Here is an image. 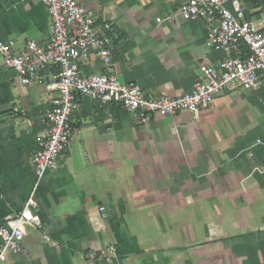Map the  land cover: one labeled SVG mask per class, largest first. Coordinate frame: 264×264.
<instances>
[{"label": "crops", "instance_id": "obj_1", "mask_svg": "<svg viewBox=\"0 0 264 264\" xmlns=\"http://www.w3.org/2000/svg\"><path fill=\"white\" fill-rule=\"evenodd\" d=\"M80 1L98 13V28L111 21L118 30L108 71L148 94L183 93L201 64L227 55L208 45L206 19L169 16L187 0ZM241 2L264 31V0ZM51 25L44 0H0V40L13 38L18 48L29 38L45 43ZM247 51L241 44L236 52ZM79 61L85 72L107 71L94 45ZM55 70L24 84L0 64V222L22 209L37 181L33 156ZM73 128L59 167L35 190L43 225L29 226L25 249L8 250L0 264L261 263L264 87H227L206 108L146 122L121 102L81 97ZM110 244L116 256L98 257Z\"/></svg>", "mask_w": 264, "mask_h": 264}, {"label": "built area", "instance_id": "obj_2", "mask_svg": "<svg viewBox=\"0 0 264 264\" xmlns=\"http://www.w3.org/2000/svg\"><path fill=\"white\" fill-rule=\"evenodd\" d=\"M44 1L52 15L51 35L45 43L29 38L18 48L13 38L0 40V64L16 69L24 84L34 83L42 69L56 67L46 84L52 102L41 118L46 132L39 137L33 156L37 181L22 209L0 222V261L8 250L25 249L23 241L29 226L43 225V216L36 208L35 190L48 170L59 167V156L70 146L73 115L80 108L81 97L121 102L138 122H146L156 114L206 108L227 87H264L263 22L247 18L241 0H187L169 14L206 19L210 24L208 45L227 52L218 64H201L192 88L174 96L148 94L139 82L124 81L108 71L114 63L113 52L119 36L113 22L105 21L98 28V13L80 0ZM241 44L248 48L244 55L236 52ZM92 45L97 47L107 71L88 73L80 67L79 60L88 55ZM261 170L264 172V165ZM101 208L105 210V205ZM44 237L51 238L49 234ZM116 253V245L110 244L98 257L112 258ZM260 264H264V258Z\"/></svg>", "mask_w": 264, "mask_h": 264}]
</instances>
